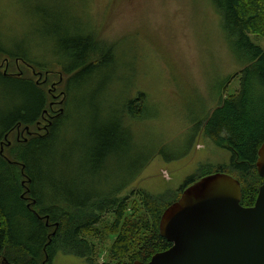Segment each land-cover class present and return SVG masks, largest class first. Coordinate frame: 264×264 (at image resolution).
Here are the masks:
<instances>
[{"label":"rangeland","instance_id":"1","mask_svg":"<svg viewBox=\"0 0 264 264\" xmlns=\"http://www.w3.org/2000/svg\"><path fill=\"white\" fill-rule=\"evenodd\" d=\"M61 33L91 35L100 45L112 46L116 56L85 83L71 88L62 136L67 139L65 158H56V172L67 167L69 177L91 170L95 165L91 159L98 154L94 138L100 135L98 112L102 108L111 112L107 107L121 112L138 94L145 95L144 115L125 118L133 142L127 151H112L108 167L102 166L94 180L104 182L107 176L108 187L121 191L119 199H135L132 195L138 190L172 195L188 178L230 164V152L205 138L202 122L221 96L238 93L240 71L250 54L224 29L213 0H0V46L24 53L36 69L57 73L75 65L76 58L63 55L72 45ZM250 40L264 49L263 39ZM22 63L16 62L13 70L12 62L0 57V70L11 68L13 75L36 81L32 66L25 69ZM232 75L237 76L224 88ZM57 81V74L49 77L45 91ZM14 94L13 88L0 85V111L10 108L4 100ZM59 110L55 106V116ZM52 116L40 120L31 132L44 134L42 128ZM24 135L18 131L9 141ZM95 184L89 183L88 190L99 187ZM112 240L93 239L98 264L108 262ZM51 264L87 263L58 252Z\"/></svg>","mask_w":264,"mask_h":264},{"label":"trees","instance_id":"2","mask_svg":"<svg viewBox=\"0 0 264 264\" xmlns=\"http://www.w3.org/2000/svg\"><path fill=\"white\" fill-rule=\"evenodd\" d=\"M213 2L224 29L238 38L237 45L250 54L240 71L238 93L221 96L218 106L202 122L205 138L230 152V164L188 178L178 193L172 195L138 190L132 195L135 199H119L121 191L108 187L107 176L104 182L93 179L102 166L108 167L112 151H127L130 147L133 134L125 118L144 115V94L127 102L121 112L111 107H107L111 112L105 108L98 112L100 135L94 137L98 154L91 159L95 163L91 170L69 177L67 167L55 171L56 158H65L63 148L67 139L62 136L73 99L71 88L107 67V60L114 62L116 54L112 53V46L100 45L91 35L61 33L72 45L63 55L76 58L77 62L56 73L36 69L24 53L11 52L1 44L0 57L11 61L13 70L18 61L25 67L31 65L37 80L13 75L11 68L0 70V85L15 91L13 97L4 100L10 108L0 111V264H51L58 252L80 257L87 264H98L93 239L103 242L112 237L109 260L102 264L147 263L154 254L171 247L159 234V221L165 209L187 186L213 173H225L238 180L240 205H254L263 182L255 164L257 151L264 142V49L256 46L250 36L264 40V0ZM42 72L44 78L39 81ZM56 74L57 83L45 91L49 77ZM236 76L228 77L223 87ZM48 100L56 103L48 105ZM57 105L60 110L47 121L44 134L31 132L40 120L54 115ZM18 131L25 135L10 142L9 138ZM94 182L99 187L88 190L89 183Z\"/></svg>","mask_w":264,"mask_h":264},{"label":"water","instance_id":"3","mask_svg":"<svg viewBox=\"0 0 264 264\" xmlns=\"http://www.w3.org/2000/svg\"><path fill=\"white\" fill-rule=\"evenodd\" d=\"M255 166L263 182L253 206L240 205L241 185L232 176H204L160 218L159 234L171 247L133 264H264V142Z\"/></svg>","mask_w":264,"mask_h":264},{"label":"flooded vegetation","instance_id":"4","mask_svg":"<svg viewBox=\"0 0 264 264\" xmlns=\"http://www.w3.org/2000/svg\"><path fill=\"white\" fill-rule=\"evenodd\" d=\"M34 74L36 75V73L34 72ZM39 78H41V76H39ZM52 87H53V85H52ZM48 117H49V115H48ZM53 117H55V115L54 116H52V117H50L49 119H52ZM47 120V119H46ZM40 129V128H39ZM42 129H45V127H43Z\"/></svg>","mask_w":264,"mask_h":264}]
</instances>
